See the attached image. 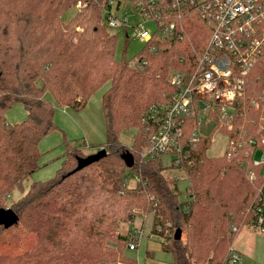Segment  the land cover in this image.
<instances>
[{"label":"trees","instance_id":"16d2710c","mask_svg":"<svg viewBox=\"0 0 264 264\" xmlns=\"http://www.w3.org/2000/svg\"><path fill=\"white\" fill-rule=\"evenodd\" d=\"M138 2L149 11L155 8L157 19L166 25L175 23L177 36L168 38L156 32L133 62L138 66L133 69L130 63L116 60V36L109 33L108 20L114 3L133 11ZM78 5L79 12L66 24L63 16ZM200 8L199 0H0V210L4 209L2 199L39 169V144L57 129L55 108L46 96L58 106L81 112L99 89L110 84L102 96L106 142L99 148L107 156L71 174L77 159L88 156L68 152L54 179L32 184L12 207L19 223L8 230L38 214L46 219L43 225L40 220L36 222L32 229L42 242L39 257L32 264H108L115 256L106 250V240L123 223V207L127 211L135 205L143 213L147 209L145 198L149 197L151 206L156 205L152 209V235H165L157 231L158 225L164 229L170 224L182 231L180 240L174 238L176 231L160 239L162 251L172 254L174 264H198L203 255L197 243H202L199 238L203 232L210 226L217 228L228 214L233 220L245 210L247 217L255 205L261 181L251 180L250 175L253 171L258 174L253 167L257 149L245 145L232 158L224 155L222 161H208L212 137L194 144V121L185 126L180 166L167 167L182 171L183 180L189 183L184 203L178 200L177 185L170 186L162 174L166 166L158 159L140 158L158 131V126L148 120L149 112L168 104L176 92L167 75L194 71L206 51L212 30ZM18 103L28 116L22 124L11 126L5 113ZM263 118L264 54L251 70L243 96L234 104L233 130L220 131L237 144L260 141ZM128 130L135 131L132 148L120 142V135ZM126 152L135 159L132 169L121 159ZM116 163L123 165L124 171H119ZM97 165L101 169L87 173ZM127 173L130 178L126 179ZM134 174L139 175L140 183L128 190L126 181ZM123 194L129 200L124 201ZM150 212L140 214L142 220ZM131 241V232L120 237L124 244L120 263L137 264L123 257ZM229 248L221 264L226 263ZM31 262L30 256L22 264ZM0 264H5L3 257Z\"/></svg>","mask_w":264,"mask_h":264},{"label":"rangeland","instance_id":"374dc122","mask_svg":"<svg viewBox=\"0 0 264 264\" xmlns=\"http://www.w3.org/2000/svg\"><path fill=\"white\" fill-rule=\"evenodd\" d=\"M79 10L80 8L76 6L71 7L63 16L65 23L69 24L70 19ZM112 14L121 22L126 20L125 25L121 24L118 27L108 30L109 33L116 36L115 58L117 61L123 60L130 63L129 66L136 69L138 66L133 62L144 53L148 46L146 42H142L136 37L137 28L143 25L153 32L156 27L152 21L146 20L128 8H123V5L118 7L117 3H114L112 6ZM167 79H170V75H167ZM109 88L110 84L108 83L99 89L90 98L87 106L81 112H75L68 107L58 106L50 95L46 96L47 100L55 108L54 123L57 129L47 135L39 144L38 148L41 154L38 161L39 169L20 188L13 190L11 194L2 199L4 209H12L28 193L32 184L44 183L54 179L58 171L62 169L65 156L68 152H71V154L90 156L101 150L99 149L100 146L106 142L102 96ZM27 116L28 113L25 107L19 103L13 105L5 113L6 122L11 126L22 124L27 119ZM219 132L222 133L220 130ZM200 133L204 137L210 136L205 125L200 130ZM134 135V130L123 132L120 135L121 144L125 147L132 148V138ZM226 143L227 139L222 134L215 133L212 137L211 148L207 151L206 159L211 162L222 161ZM163 161L166 164H170L171 158L164 157ZM116 167L119 171L122 169L124 171L125 169L123 165L118 163H116ZM99 169H101V165L93 167L87 173L91 174ZM166 169L162 172L164 178L167 179L170 186L173 184L177 185L178 200L180 203H184L187 200L186 190L189 186V183L183 180L185 179L184 173L179 170L168 169L167 167ZM128 177L130 178L127 173L125 178L127 179ZM138 184L132 181L131 178L128 184L130 189L128 190L137 188ZM124 191L125 193L128 192L123 189ZM150 198H145L148 210L143 211L144 214L142 210L133 207L135 205L130 206L127 211L123 207V223H120L114 228L111 237L106 240V250L115 256L108 264H119L122 262L119 258L124 244L120 243V237L127 236L134 229H142L143 238L140 242L139 249H124L123 257L127 261H136L139 264H174L172 254L163 252L160 249V238L153 236L148 240L151 236L154 221L152 215L154 214V210L152 209L156 206H151V203H149ZM123 200L127 201L129 198L126 200L123 194ZM49 206L50 209L54 208L53 201L50 202ZM151 210L152 212H150ZM149 212L150 214L143 221L141 215H146ZM245 213V210H243L238 214L239 217H236L237 219L233 218V220H231L232 218H228V214L223 221L217 224V228L210 226L203 232L201 238H199L202 243H197L203 255L202 261L198 264H221L226 249L231 244L241 257L239 264H264V235L248 229L245 226L247 223ZM132 217L134 220L131 222ZM39 220L41 225H43L46 219L40 217L38 214L36 218L32 216L28 220H25L23 224L11 230L3 231L0 229V257L5 259V264H15L16 262L22 264L30 256L33 261L30 264L37 260V257H39V252L37 251L40 248V244L42 246V242L39 241V238L33 233L32 229L35 230V223ZM234 220L237 221L234 222ZM233 226L238 227L240 232L233 233L231 230ZM163 231L171 234L176 229H172L170 224H166L164 225ZM147 252H152V257H148Z\"/></svg>","mask_w":264,"mask_h":264},{"label":"built area","instance_id":"2783aa9c","mask_svg":"<svg viewBox=\"0 0 264 264\" xmlns=\"http://www.w3.org/2000/svg\"><path fill=\"white\" fill-rule=\"evenodd\" d=\"M202 18L212 30L208 46L199 58L198 67L189 73H173L170 83L176 87V92L168 104L153 108L148 114V120L158 126V131L151 138L148 150L141 154V160L158 159L164 166L177 169L181 164V153L184 148V130L189 121H194L196 130L192 142L198 143L201 138L213 137L219 130L232 131L234 122V104L245 91L249 75L258 60L264 54V2L260 0H199ZM150 5H154L151 2ZM81 5H78L80 8ZM124 8V7H123ZM132 11V10H130ZM170 10H168L169 12ZM134 13L152 21L156 29L152 32L145 26L137 28L136 37L142 42H150L158 32L165 37L177 36L176 24L166 25L157 19L155 8L150 11L143 7L142 2L136 4ZM156 20L159 21L156 23ZM114 15L108 20L110 28L121 24ZM181 39V37H179ZM254 105V104H253ZM264 135V118L261 119ZM206 126L209 137L201 135L200 130ZM214 134L212 135V133ZM225 137V136H224ZM224 155L232 158L244 146L255 147L256 158L253 161L255 170L250 175L251 180L260 179L261 186L255 198V205L248 211L246 227L264 235V136L258 141L251 139L247 143L237 144L228 137ZM212 143V138H211ZM246 156H249L248 153ZM164 157H170L166 164ZM139 175H132V181L140 183ZM129 183V180L126 181ZM161 221L162 217L157 216ZM157 231L163 232L161 226ZM161 238L162 241L169 235ZM233 233L240 232L233 226ZM132 241L127 248L139 249L143 238V230L131 232ZM241 257L230 246L225 264H239ZM124 264V263H119Z\"/></svg>","mask_w":264,"mask_h":264},{"label":"water","instance_id":"95a60500","mask_svg":"<svg viewBox=\"0 0 264 264\" xmlns=\"http://www.w3.org/2000/svg\"><path fill=\"white\" fill-rule=\"evenodd\" d=\"M107 156V152L104 149H101L98 153L90 155L86 158L77 159V168L71 174L80 172L83 169L98 163ZM122 161L124 162L126 168L132 169L135 165V159L130 152H126L121 156ZM19 223V217L12 209H1L0 210V227H3L5 230H8ZM182 237V231L177 230L174 238L175 240H180Z\"/></svg>","mask_w":264,"mask_h":264},{"label":"crops","instance_id":"0c3cea01","mask_svg":"<svg viewBox=\"0 0 264 264\" xmlns=\"http://www.w3.org/2000/svg\"><path fill=\"white\" fill-rule=\"evenodd\" d=\"M134 230H132L131 232H133ZM152 237H153V235H152V230H151V236L149 237L148 240H150ZM160 249H161V247H160ZM146 254H147L148 257H152V252H147ZM137 264H139V263L137 262Z\"/></svg>","mask_w":264,"mask_h":264}]
</instances>
